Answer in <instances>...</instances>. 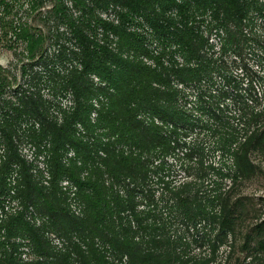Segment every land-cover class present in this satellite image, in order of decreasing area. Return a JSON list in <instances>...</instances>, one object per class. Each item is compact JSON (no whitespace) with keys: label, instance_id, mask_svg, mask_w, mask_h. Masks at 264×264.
<instances>
[{"label":"trees","instance_id":"16d2710c","mask_svg":"<svg viewBox=\"0 0 264 264\" xmlns=\"http://www.w3.org/2000/svg\"><path fill=\"white\" fill-rule=\"evenodd\" d=\"M0 50V264H264V0H0Z\"/></svg>","mask_w":264,"mask_h":264},{"label":"rangeland","instance_id":"374dc122","mask_svg":"<svg viewBox=\"0 0 264 264\" xmlns=\"http://www.w3.org/2000/svg\"><path fill=\"white\" fill-rule=\"evenodd\" d=\"M13 60L14 58L10 51L0 50V61L3 62V63H0V65L6 68L7 72L9 73L15 72ZM45 93H47V89H45ZM261 166H262L263 172L258 176V178L250 182L244 183V185L241 187V192L247 195V197H253L254 199H258L259 197L264 198V158L262 159ZM260 209L261 210L258 213H256V216L264 213V209L262 207ZM253 216H254L253 213L251 212L247 213V216L244 222V225L247 230L250 229L249 227L252 224V222L256 221L255 219H253ZM241 244H242V241L239 242L238 246H240ZM230 264H233V262Z\"/></svg>","mask_w":264,"mask_h":264},{"label":"clouds","instance_id":"9594fccd","mask_svg":"<svg viewBox=\"0 0 264 264\" xmlns=\"http://www.w3.org/2000/svg\"><path fill=\"white\" fill-rule=\"evenodd\" d=\"M0 63H3L2 61H0Z\"/></svg>","mask_w":264,"mask_h":264}]
</instances>
